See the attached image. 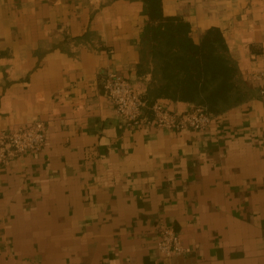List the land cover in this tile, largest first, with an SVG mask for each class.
<instances>
[{"label":"crops","instance_id":"0c3cea01","mask_svg":"<svg viewBox=\"0 0 264 264\" xmlns=\"http://www.w3.org/2000/svg\"><path fill=\"white\" fill-rule=\"evenodd\" d=\"M163 9L197 42L222 29L248 88L206 130L131 127L103 88L113 70L148 92L144 0H0V132L47 127L42 151L0 165V264H264V98L251 79L263 66L264 0ZM162 226L189 251L162 257Z\"/></svg>","mask_w":264,"mask_h":264},{"label":"trees","instance_id":"16d2710c","mask_svg":"<svg viewBox=\"0 0 264 264\" xmlns=\"http://www.w3.org/2000/svg\"><path fill=\"white\" fill-rule=\"evenodd\" d=\"M144 12L149 22L140 43V68L152 67L144 95L150 105L170 99L195 103L218 114L248 97L222 29L209 28L197 42L191 35V23L167 15L163 0H144Z\"/></svg>","mask_w":264,"mask_h":264},{"label":"built area","instance_id":"2783aa9c","mask_svg":"<svg viewBox=\"0 0 264 264\" xmlns=\"http://www.w3.org/2000/svg\"><path fill=\"white\" fill-rule=\"evenodd\" d=\"M251 79L257 84L260 96L264 98V57L262 68L252 73ZM103 88L116 115L131 127L150 124L169 131H203L211 126L214 119V114L201 105L184 111L171 110L159 101L150 105L128 78L113 70L105 72ZM46 128L45 122L37 120L1 131L0 165L23 155L42 151L46 145ZM157 235V248L162 257H172L189 251L173 226H162Z\"/></svg>","mask_w":264,"mask_h":264}]
</instances>
